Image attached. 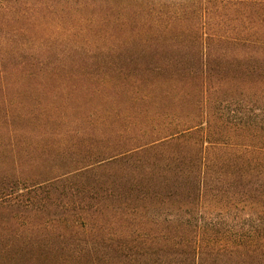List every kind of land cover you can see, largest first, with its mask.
<instances>
[{"label":"rangeland","instance_id":"1","mask_svg":"<svg viewBox=\"0 0 264 264\" xmlns=\"http://www.w3.org/2000/svg\"><path fill=\"white\" fill-rule=\"evenodd\" d=\"M249 142L264 0H0V264H264Z\"/></svg>","mask_w":264,"mask_h":264},{"label":"trees","instance_id":"2","mask_svg":"<svg viewBox=\"0 0 264 264\" xmlns=\"http://www.w3.org/2000/svg\"><path fill=\"white\" fill-rule=\"evenodd\" d=\"M252 142V140H250ZM246 143V182L251 190L257 191V189L264 186V142L259 144ZM202 166L207 169L209 166L205 164V158H201ZM263 188V187H262ZM264 197V192L261 193ZM255 236L249 237L248 242L255 241ZM254 252V251H253Z\"/></svg>","mask_w":264,"mask_h":264}]
</instances>
